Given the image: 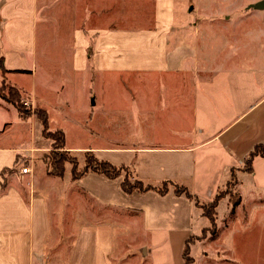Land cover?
<instances>
[{"label":"crops","instance_id":"crops-1","mask_svg":"<svg viewBox=\"0 0 264 264\" xmlns=\"http://www.w3.org/2000/svg\"><path fill=\"white\" fill-rule=\"evenodd\" d=\"M179 4L0 0V85L6 82L20 92V79H28V104L46 111L48 96L61 98V82L71 85L57 112L67 118L81 107L82 124L98 122L110 129L101 135L103 145L93 151L96 158L128 168L145 185L170 182L195 193L209 174L204 163L200 175L197 172L199 151L216 144L242 161L252 143L263 145L264 95L250 103L244 63L242 72H236L234 67H218L209 57L192 59L189 47L182 46L174 68L172 37L175 31L184 32ZM229 59L219 63H239ZM96 80L98 106L91 90ZM9 106L0 99V117ZM35 120L21 122H30L32 128ZM219 120L229 122L214 132ZM6 125L0 121V129ZM190 125L195 131L188 134ZM66 148L73 154L79 150ZM20 152L0 146V264H122V252L114 251L113 240L118 233L130 232L131 227L120 225L124 221L143 223L138 232L146 237L166 239L171 233L190 232L193 200L172 191L125 194L121 177L87 173L72 181L69 172V196L61 207L55 187L64 176L54 177L40 167L38 178L30 152L23 174L16 167ZM13 167L15 176L4 183L1 172ZM41 182L43 187L38 186ZM74 195L81 200L74 201Z\"/></svg>","mask_w":264,"mask_h":264},{"label":"rangeland","instance_id":"rangeland-1","mask_svg":"<svg viewBox=\"0 0 264 264\" xmlns=\"http://www.w3.org/2000/svg\"><path fill=\"white\" fill-rule=\"evenodd\" d=\"M261 1L264 0H180L179 7L182 13L180 22L184 32L175 31L172 37L176 39L172 53L175 56L172 59L174 68L178 67L174 61L178 58L182 46L183 48L189 47L188 53L193 55L192 59L195 56L199 59L209 57L211 63L217 64L218 67H234L236 72H242L244 63L245 71L242 74L245 78V89L249 82L250 103L261 98L264 95V8L256 7ZM61 36L64 38L62 42L65 43L66 33L62 31ZM196 45L198 47H195ZM225 58H230L228 61L235 58L239 63H235L234 59L228 65L219 63ZM97 81L92 83L91 90L95 93L98 106ZM231 81L238 83L235 80ZM3 83L5 87H2V90L0 85V94L6 96V88L10 84ZM19 83L24 88V91L20 90L22 107L31 113L32 107L28 104L27 95L29 80L20 79ZM60 85L64 86L61 98L56 97V93L53 96L54 100L51 96L47 97L48 111L46 112L50 115L49 129H61L64 132L66 151H68L66 146L79 148L78 153L69 152V157L76 161V169L82 170L84 152H93L95 148L102 146L105 139L101 138V135L109 134L110 129L104 127L102 129L98 122L90 126L82 124L81 107L75 112H69L67 118L65 112H57L56 106L62 105V100L68 97L66 94L71 93V85L66 86L62 82ZM9 107L11 110L0 117V121L7 124L0 129V146L22 149L18 166L16 165L18 169L27 167L25 159H29V152L32 156L34 155L37 176L40 178V167L46 169L47 157L59 154L61 151L52 149L50 140L41 136V127L34 116L29 117H34L36 121V126L31 128L30 122H21L22 119L18 117L13 106ZM237 114V112L234 113L235 116ZM62 116L65 118L63 119ZM228 122L229 120H219L217 124L221 123V125L216 127L214 132L222 129ZM191 129L195 131V128L190 125L187 127L188 134H191ZM254 145L255 143H252L251 147ZM263 145L255 147L258 156L252 161L251 173L245 172L250 165L245 164L247 155L242 161H238L216 144L199 151L197 172L200 175L204 163L208 167L209 174L206 175L204 183L197 185L195 193L187 188L191 195L196 194L193 200L195 207L192 212L193 223L190 232L171 233L166 239L157 238L156 234L146 237L138 232L143 223L140 225L135 221L131 223L124 221L120 225L131 227L130 232H117L113 240L114 251L122 252V264H185L184 260L187 259L190 261L189 264H264V157L261 156L264 152ZM44 151L45 157L42 153ZM71 167L70 163L65 165L64 180L55 187L56 198L61 207L68 200L66 181ZM12 176H15L14 171L4 170L2 173L4 183ZM118 177H121L122 181L126 180L127 184H135V178L129 169L120 168ZM16 180L13 179V181ZM43 185L41 182L38 186L43 187ZM38 186L36 185V195L40 190ZM238 196L240 203L235 207L234 214L229 215L232 203ZM216 197L218 199L215 208L216 215L211 224L207 218L202 216L201 208ZM80 200L81 197L74 195V201ZM96 207H98L97 204ZM95 209L92 211L96 214ZM60 210L61 215L64 216L65 208ZM187 250L188 254L185 253Z\"/></svg>","mask_w":264,"mask_h":264},{"label":"trees","instance_id":"trees-1","mask_svg":"<svg viewBox=\"0 0 264 264\" xmlns=\"http://www.w3.org/2000/svg\"><path fill=\"white\" fill-rule=\"evenodd\" d=\"M6 71H2L1 74H4ZM21 72V71H20ZM5 87V84L2 82L1 88ZM3 90V88H2ZM7 95L4 96L2 93L0 94V99L5 101L6 103L12 105L14 109L16 110V113L18 117L22 120L28 119L30 116H34L36 120L38 121L41 129V136L47 140H50L51 142V148L58 149L61 151V153H57L54 156L47 157V162L45 163L47 172L57 178H62L65 173V165L70 163L71 169H70V178L72 181H76L77 179L81 178L87 173H95L99 175H103L107 178L113 179L118 177V170L120 168L125 167H116L112 164L108 163L107 161H102L96 158L92 151H85L84 152V166L82 170L76 169V161L74 159H71L69 157V151L65 150V134L61 129L56 130H50L49 129V123H48V114L45 109L43 108H33L31 113L30 111L24 109L21 104V94L18 89L15 87L9 86L6 88ZM257 147H260L259 145H255L252 150L247 154V159L245 161V164H250L245 172H252V161L253 159L258 156L255 149ZM50 152V150H49ZM54 152V151H53ZM71 153V152H70ZM46 153H43V157H45ZM264 157V152L263 155ZM128 169V168H125ZM5 171H14L15 167L11 169H4ZM4 170L1 172H4ZM232 173V172H231ZM233 176V174H232ZM121 189L125 194H131L133 192L143 193L149 190L155 191L159 195H164L170 189L172 192L177 196H184L188 198L189 200H194V196H192L187 188L184 186L176 185L170 182H163L160 185L157 186H151V185H145L141 181L135 179V184L130 185L126 183V180H123L121 182ZM218 199L217 197L212 200L211 202L205 204L202 206V216L207 218L211 224H213L215 220V208L217 206ZM240 203L239 196L236 198V201L232 203V206L229 210V215H233L235 212V207ZM195 204V202H194ZM187 242L185 244L186 249ZM184 252V251H183ZM188 254V250L185 252ZM184 259V258H183ZM186 261L185 264H189V259L184 260Z\"/></svg>","mask_w":264,"mask_h":264},{"label":"water","instance_id":"water-1","mask_svg":"<svg viewBox=\"0 0 264 264\" xmlns=\"http://www.w3.org/2000/svg\"><path fill=\"white\" fill-rule=\"evenodd\" d=\"M257 8L263 9L264 8V1H261L256 5Z\"/></svg>","mask_w":264,"mask_h":264},{"label":"built area","instance_id":"built-area-1","mask_svg":"<svg viewBox=\"0 0 264 264\" xmlns=\"http://www.w3.org/2000/svg\"><path fill=\"white\" fill-rule=\"evenodd\" d=\"M27 171H28L27 167L22 168V173H23V174H24V173H27Z\"/></svg>","mask_w":264,"mask_h":264}]
</instances>
